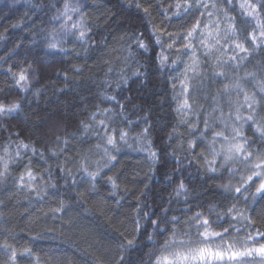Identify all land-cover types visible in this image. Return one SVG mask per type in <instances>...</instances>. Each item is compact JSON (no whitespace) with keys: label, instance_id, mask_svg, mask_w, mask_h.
Here are the masks:
<instances>
[{"label":"clouds","instance_id":"9594fccd","mask_svg":"<svg viewBox=\"0 0 264 264\" xmlns=\"http://www.w3.org/2000/svg\"><path fill=\"white\" fill-rule=\"evenodd\" d=\"M258 164L264 0H0V264H264Z\"/></svg>","mask_w":264,"mask_h":264},{"label":"snow or ice","instance_id":"6c2138e0","mask_svg":"<svg viewBox=\"0 0 264 264\" xmlns=\"http://www.w3.org/2000/svg\"><path fill=\"white\" fill-rule=\"evenodd\" d=\"M20 79L22 80V79H24V76H23V74H21V76H20ZM262 166H264V164H258V165H256V167H262ZM257 178H258V174H257ZM249 179L250 180H253V178L252 177H249ZM253 182H255V181H253ZM227 190V189H226ZM234 191H236V192H240L241 191V189L239 188V187H237V188H235L234 189ZM256 192L257 193H264V181H260L258 184H257V186H256ZM253 223H254V221H253ZM260 237H261V239L262 240H264V233H257ZM247 251H249V252H251V251H253V249H248ZM255 251L256 252H259V253H261V254H264V244H262V245H260L259 247H257L256 249H255ZM208 253V255H210V256H215V257H218V258H223L225 255H227L230 259H235V258H237V257H239V256H241L243 253L242 252H240V251H236V250H233V251H231V252H224V251H221V250H219V249H201L200 250V255H201V257H203V255L205 254V253Z\"/></svg>","mask_w":264,"mask_h":264},{"label":"trees","instance_id":"16d2710c","mask_svg":"<svg viewBox=\"0 0 264 264\" xmlns=\"http://www.w3.org/2000/svg\"><path fill=\"white\" fill-rule=\"evenodd\" d=\"M254 180L256 179V178H253ZM255 206V205H254ZM257 226H253V229H249L248 231H253L255 228H256ZM255 239H261V237H255Z\"/></svg>","mask_w":264,"mask_h":264}]
</instances>
